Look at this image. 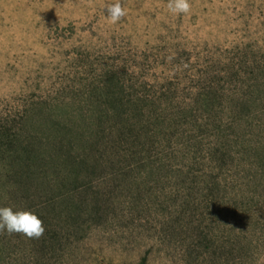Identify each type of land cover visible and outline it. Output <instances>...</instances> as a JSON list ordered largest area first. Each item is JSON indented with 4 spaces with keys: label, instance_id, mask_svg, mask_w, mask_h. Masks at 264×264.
<instances>
[{
    "label": "rangeland",
    "instance_id": "374dc122",
    "mask_svg": "<svg viewBox=\"0 0 264 264\" xmlns=\"http://www.w3.org/2000/svg\"><path fill=\"white\" fill-rule=\"evenodd\" d=\"M116 2L0 0V132L58 104L121 201L59 256L22 237L4 259L263 264L264 0H119L112 24Z\"/></svg>",
    "mask_w": 264,
    "mask_h": 264
},
{
    "label": "trees",
    "instance_id": "16d2710c",
    "mask_svg": "<svg viewBox=\"0 0 264 264\" xmlns=\"http://www.w3.org/2000/svg\"><path fill=\"white\" fill-rule=\"evenodd\" d=\"M44 103L40 114L45 125L33 124L35 113L25 117L17 112L10 115L8 133L0 132V147L5 145L0 158H8L0 169V207L31 211L45 229L39 239L0 233V264H8V238L37 241L33 246L39 251L59 256L71 242L70 234L84 232L79 240L118 216L121 201L96 159L63 109ZM151 251L145 249L139 264L148 263Z\"/></svg>",
    "mask_w": 264,
    "mask_h": 264
},
{
    "label": "clouds",
    "instance_id": "9594fccd",
    "mask_svg": "<svg viewBox=\"0 0 264 264\" xmlns=\"http://www.w3.org/2000/svg\"><path fill=\"white\" fill-rule=\"evenodd\" d=\"M167 8L173 14H188L191 4L189 0H168ZM104 12L105 18L112 24H116L126 15L119 0L105 5ZM44 231L43 221L31 211H13L11 207H0V233L22 234L29 239H39Z\"/></svg>",
    "mask_w": 264,
    "mask_h": 264
}]
</instances>
